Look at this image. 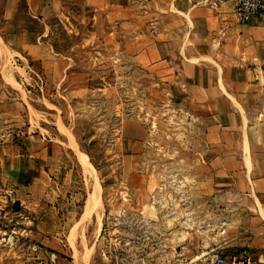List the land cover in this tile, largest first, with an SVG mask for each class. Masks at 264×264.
Returning <instances> with one entry per match:
<instances>
[{
  "label": "crops",
  "instance_id": "crops-1",
  "mask_svg": "<svg viewBox=\"0 0 264 264\" xmlns=\"http://www.w3.org/2000/svg\"><path fill=\"white\" fill-rule=\"evenodd\" d=\"M22 1L10 0L2 12L1 44L28 54L52 82L62 80L69 59L49 38V19L62 15V0H24V7ZM84 1L111 23L112 48L132 52L138 65L179 86L202 133L190 181L174 184L180 196L171 203L169 240L184 258L173 264H216V257L243 248L254 264H264V14L242 23L234 0ZM7 102L0 86V122L21 114ZM6 138L0 142V264H71V225L79 214L73 169L64 170L46 137L16 130ZM142 220L149 221L145 213ZM13 228L18 234L5 242Z\"/></svg>",
  "mask_w": 264,
  "mask_h": 264
},
{
  "label": "rangeland",
  "instance_id": "rangeland-1",
  "mask_svg": "<svg viewBox=\"0 0 264 264\" xmlns=\"http://www.w3.org/2000/svg\"><path fill=\"white\" fill-rule=\"evenodd\" d=\"M9 5L0 2V17ZM62 10L49 19L50 41L69 59L61 81L0 42V86L9 109L21 113L0 122V142L16 130L46 137L64 170L73 169L79 214L71 225V264H173L184 258L169 240L171 203L180 196L174 184L190 181L192 159L204 147L186 96L159 70L138 65L132 52L112 48L103 12L84 0H62ZM187 231L189 222L182 226ZM21 245L27 259L30 242Z\"/></svg>",
  "mask_w": 264,
  "mask_h": 264
},
{
  "label": "built area",
  "instance_id": "built-area-1",
  "mask_svg": "<svg viewBox=\"0 0 264 264\" xmlns=\"http://www.w3.org/2000/svg\"><path fill=\"white\" fill-rule=\"evenodd\" d=\"M236 7V14L240 22L248 23L252 19L260 17L264 14V0H234ZM18 232L13 228L5 242H10L15 238ZM216 264H254L255 259L253 253L243 248L240 251L233 252L227 256H218L215 258ZM103 264V263H102Z\"/></svg>",
  "mask_w": 264,
  "mask_h": 264
},
{
  "label": "bare ground",
  "instance_id": "bare-ground-1",
  "mask_svg": "<svg viewBox=\"0 0 264 264\" xmlns=\"http://www.w3.org/2000/svg\"><path fill=\"white\" fill-rule=\"evenodd\" d=\"M90 209V208H89ZM92 209V208H91ZM90 211V210H89ZM86 213V212H85ZM84 216H85V214H84Z\"/></svg>",
  "mask_w": 264,
  "mask_h": 264
}]
</instances>
